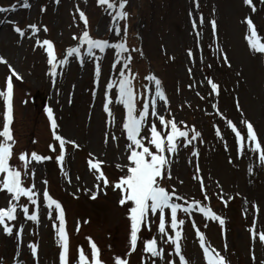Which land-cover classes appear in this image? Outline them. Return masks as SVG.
<instances>
[{"label":"rangeland","instance_id":"1","mask_svg":"<svg viewBox=\"0 0 264 264\" xmlns=\"http://www.w3.org/2000/svg\"><path fill=\"white\" fill-rule=\"evenodd\" d=\"M11 1L0 0V7L10 6ZM16 1L21 8L10 18L15 25L10 23L5 27L7 37L0 42V56L22 76V81H16L13 77L16 152L27 151L30 154L36 151L53 159L29 165L25 185H35L39 222L26 220L18 208L17 220L9 222L13 235H6L0 227V264H37V260L38 264H60L61 246L57 243L53 228L54 223L58 227V221L55 212L51 219L48 218V209L43 200L45 180L48 182L47 190L65 210L71 234L69 264H77L80 248L91 258L88 237L101 247V259L112 264L115 255L129 250L128 206L118 204L120 192L112 187L98 191L96 199L91 198L96 191L94 186L99 182L90 170L88 161L93 158L94 162L103 161L102 169L110 181L121 175L116 165L126 163L124 149L127 141L122 131L124 109L113 102L110 108L115 121L108 123L107 114L102 108L106 85L118 76L116 69L111 67L115 50L109 49L105 53L95 50V54L101 57L98 83L94 73L95 61L86 56L83 65L79 59L69 57V63L57 69L58 75L53 83L48 75L50 66L46 62V53L37 45V41L51 40L58 59L63 58L69 47L77 45L73 36L79 37L84 30V23L77 11L79 9L88 19V31L93 38L115 43L119 37L115 36L114 31H109L113 24L112 16L108 14L111 11L115 15V11H106V5H98L97 0H28L31 4L28 9L22 7L23 0ZM254 3L257 7L255 13L243 5L242 0H199L198 9L194 0H128L124 10L129 15L126 21H118L121 36L124 24L128 25L129 49H142L143 52L142 56L139 52L131 53L133 60L130 68L136 77L134 85L138 97L141 93L145 96L154 94V82H149L146 77L157 76L169 101L168 111L163 110V102H158L161 114L166 118L174 117L178 123L183 121L189 128L194 126L201 132V137L193 141L199 156L191 155L192 145L181 147L178 154L171 157L172 178L165 181L169 189L175 188L176 193L189 203L192 199L199 200L225 221L222 229L218 221L205 219L199 212L193 213L191 219L184 213L178 214V218L186 221L181 243L183 254L190 264H205L192 220L205 235L206 243L225 256L229 264H253V251L255 264L264 261V246L258 238L253 243L249 231L254 219L257 231H264V165L259 161V154L247 149L246 155L238 156L235 134L227 127V120L230 119L239 129L246 131L244 125L239 123L246 119L253 124L264 144V57L250 53L244 39L246 24L242 23L246 16H251L259 34L264 35V4H260L259 0H254ZM42 7L45 9L43 12ZM190 11L192 17L189 16ZM201 14L204 24L197 29L200 32V45L197 47L191 20L195 18L199 25ZM3 17L4 14L0 13V20ZM213 19L218 24L215 38L212 37L210 25ZM33 23L40 29L35 35L27 27ZM14 26L24 30L25 36L19 37L13 31ZM44 27L48 29L46 33ZM188 49L194 53L191 61L187 56ZM218 49L224 50L230 67L223 64ZM83 50H86V45ZM119 67L121 65H117ZM189 68L192 69L191 76ZM8 75L7 64L0 63V90H4ZM206 76L220 85L219 96L208 94L209 86L204 80ZM189 85L194 87L190 88ZM197 92L205 99H200ZM110 96L115 101V88L110 91ZM237 101L241 111H237ZM213 103L217 104L222 115L211 107ZM45 107L53 109L59 134L79 145H66L62 167L55 160L59 154L58 142L52 140L51 132L49 134L50 122ZM3 112V99L0 98V129ZM217 128L221 133L219 137L216 135ZM112 135L118 139L112 140ZM50 143L56 145V152L49 151ZM196 164L201 169L199 174L204 179L208 200L203 199L200 184L193 179ZM15 166H20L18 160ZM249 168H252L251 174ZM65 172L67 175H64ZM221 196L228 200L227 206ZM9 199L10 195L0 192V207H7ZM20 203H27L26 198L22 197ZM253 204L258 207V212ZM28 207L31 213L36 206L29 204ZM21 224L24 226L23 232L17 238L15 232ZM152 235H156L155 225L151 232H142L145 238ZM31 243L38 245L37 259L32 257L28 247ZM161 246L166 253L172 251L167 244ZM142 247L140 244L137 251L128 257L130 264H141V257L145 255ZM154 259L156 264H164L159 258ZM166 259H174L178 264V257L167 256ZM148 264H151V260H148Z\"/></svg>","mask_w":264,"mask_h":264},{"label":"snow or ice","instance_id":"2","mask_svg":"<svg viewBox=\"0 0 264 264\" xmlns=\"http://www.w3.org/2000/svg\"><path fill=\"white\" fill-rule=\"evenodd\" d=\"M58 2V0H57ZM98 5L105 6L107 10H114L115 15L109 11V15L112 16L113 27L109 28V31H114L115 36L119 37V40L115 43H110L108 39L93 38L89 31V22L83 11L79 12V19L84 23V30L79 37L73 36L74 40H77V45L69 47L66 50V55L58 59L54 43L49 39H44L42 43L38 40L37 45L43 48L46 53V62L50 66L48 75L55 83V78L58 75L57 69L63 68V66L69 63V57H75L81 61L83 65V58L86 56L95 61V77L98 83L101 76V65L99 63L101 57L95 54V50L100 53H105L106 50H115V60L111 67L116 69L118 76L116 79L109 80L106 85V91L104 93V100L102 104L103 112L107 114L108 123H114L115 117L110 108V105L115 102L122 105L125 115L122 120V131L126 137L125 145V160L124 164H117L116 167L120 170L121 175L114 181H110L108 176L102 169L103 161L89 159L88 164L90 170L93 171L95 179L99 182L94 187L96 191L92 193L91 198L96 199L97 192L108 187H112L114 191L120 192V198L118 204L120 206L127 205V219L130 221L129 226V239H128V251L123 254L115 255L112 264H130V257L135 253L140 244L143 245L141 264H148V260H151V264H156V259L159 258L164 264H177L174 259H166L167 256L178 257V264H190L186 256L183 254V247L181 241L184 239V226L185 219L178 218L179 213H184L186 217L191 219L192 214L199 212L205 219L212 221H218L219 225L223 229L225 221L222 217L217 215L210 207L202 205L201 201L192 199L191 203L188 202L183 196L176 193V189H169L166 186L165 181L171 180V165L174 157L178 154L181 147L187 148L192 145L191 155L198 157L199 152L196 150L193 141H196L201 137V132L197 131L195 127L189 128L183 121L177 122L174 117L166 118L161 114L160 106L158 102H163V110L168 111L169 101L166 95V91L162 86V81L155 75H148L146 79L149 82H154V94L145 96L141 93L138 97L135 90L134 80L135 75L131 72V62L133 60L132 52H139L143 55L142 49L132 48L127 46V23L123 26V36H121V28L118 21L127 19L129 13L125 11L128 0H97ZM196 8H199V0H194ZM243 5L248 6L252 13L257 12V7L254 0H242ZM260 4H264V0H259ZM22 7L28 9L31 4L28 0H23ZM118 9V10H117ZM16 5H12L11 8L0 7V13H7L9 11H15ZM45 11L42 7L41 12ZM192 12H189V16L192 17ZM12 23L14 21L0 20V24ZM242 23L246 24V33L244 39L247 42L248 49L253 55H259L264 57V35L259 34L256 25L253 23L251 16H246ZM204 24V17L201 14L199 17V25L195 18H192L191 25L192 30L196 36L197 47L200 45L199 36L200 32L197 31L198 26L202 27ZM212 29V37L217 35L218 24L216 20L210 21ZM33 35H35L40 29L37 24L33 23L27 26ZM13 31L19 35V37L25 36V31L18 26L13 27ZM46 33L47 27L43 28ZM86 45V50L82 51L83 46ZM220 51L223 64L230 65V61L223 49ZM187 56L191 61L194 53L191 49L187 50ZM0 63L7 64L9 68V75L5 80L4 90H0V98L3 99L4 112H3V124L0 129V192L10 195L7 207H0V227L6 235H13V227L9 222L17 220V209L20 208L23 216L26 220L34 223L39 222V210L37 201V191L35 185L26 186L25 179L29 176V165L32 162L40 163L48 160H52L53 157L46 154H38L36 151H32L30 154L27 151H22L18 155L14 152L15 144L17 143L11 125L14 121V82L22 81V76L8 64L7 60L0 56ZM117 65L121 67L117 68ZM211 67V65H208ZM188 73L192 75V69H188ZM207 86H209V95L215 94L219 96L220 85L210 77L204 78ZM194 87V85H189ZM116 90L115 101L110 96L112 89ZM200 96V99H205L199 92L196 93ZM95 96V92H93ZM212 108L217 109V114L222 115L219 112L216 103L211 105ZM237 111H241L240 105L236 103ZM44 111L47 114V118L50 122V129L52 140L58 142L59 154L55 156L57 164L61 167L65 161L66 145L71 144L73 147H79V145L72 140L65 139L59 134V125L54 117V112L51 107H45ZM243 113L241 112V115ZM169 115H171L169 113ZM151 118V119H150ZM158 122V123H157ZM240 124L244 125L246 131H242L237 127V124L232 120H227V127L231 129V132L235 134V142L238 145V156L246 155L245 149L248 152L259 154V161L261 165H264V144H262L258 137L253 124L246 120H240ZM183 126V127H182ZM215 127V126H214ZM216 135H221L220 130L216 129ZM112 140H117L115 135L111 136ZM108 134H105V142L107 143ZM203 142L202 140L200 141ZM35 143V141H33ZM49 151L56 152L57 147L54 143L48 145ZM227 150V148H226ZM20 162V166H14L10 163L13 157ZM231 163V159H229ZM196 174L193 179L197 180L200 184L201 192L203 193V199L208 200L207 193L205 192V184L203 177L199 174L201 169L199 164H196ZM252 168H249L251 174ZM34 175V170L32 172ZM64 175H67L65 172ZM45 188L43 190V200L45 206L48 209V218H52V213H56L55 219L58 221V227L54 223L57 236V243L61 246L59 252L60 264H69V247L70 239L66 232L65 210L61 203L54 199L47 190V181H43ZM101 185L103 187H101ZM26 198L27 203L21 204V198ZM221 199L227 206L228 200ZM229 200L231 197L228 198ZM180 201H183L181 203ZM247 203V201H245ZM36 206L31 213H29L28 205ZM253 208L256 212L259 211L258 207L253 204ZM247 209H245V212ZM192 227L195 229L196 238L199 241V246L203 250V256L205 264H229L226 257L221 255L216 249L212 248L210 244L206 243L205 235L196 226L195 220L191 221ZM156 227V235L150 237H143L142 232L147 230L152 231V227ZM23 224L20 225L19 230L15 232L17 238L20 237L23 232ZM207 227V225H205ZM79 228H77V231ZM253 243L258 238L261 245L264 246V231H257L256 220H253L252 227L249 229ZM159 236V240L157 239ZM89 241L91 248V258L85 254L82 248L78 249V261L77 264H107L106 261L101 259L100 249L97 244L92 241L90 237L86 238ZM167 244L172 248L171 252L165 251L161 245ZM31 255L34 259H37L38 245L31 243L28 245ZM227 245H225V249ZM251 259L253 264L256 262V256L254 251L252 252ZM38 264V260H37ZM260 264H264L261 261Z\"/></svg>","mask_w":264,"mask_h":264},{"label":"bare ground","instance_id":"3","mask_svg":"<svg viewBox=\"0 0 264 264\" xmlns=\"http://www.w3.org/2000/svg\"><path fill=\"white\" fill-rule=\"evenodd\" d=\"M13 5H16V10L15 11H9L7 13H3L4 17L1 20L10 21V18H12L17 13V11L21 8V6L19 5L18 2H14ZM11 6H7L6 8H11ZM7 25H10V23L0 24V42L7 37V33H6V30H5V27Z\"/></svg>","mask_w":264,"mask_h":264}]
</instances>
